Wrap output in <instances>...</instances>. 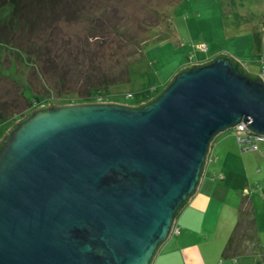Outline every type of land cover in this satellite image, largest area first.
I'll return each instance as SVG.
<instances>
[{
	"label": "water",
	"instance_id": "water-1",
	"mask_svg": "<svg viewBox=\"0 0 264 264\" xmlns=\"http://www.w3.org/2000/svg\"><path fill=\"white\" fill-rule=\"evenodd\" d=\"M261 45L264 58V29ZM245 70L219 54L146 102H49L15 122L0 140V264H151L215 136H264V72Z\"/></svg>",
	"mask_w": 264,
	"mask_h": 264
},
{
	"label": "rangeland",
	"instance_id": "rangeland-1",
	"mask_svg": "<svg viewBox=\"0 0 264 264\" xmlns=\"http://www.w3.org/2000/svg\"><path fill=\"white\" fill-rule=\"evenodd\" d=\"M7 1L0 0V112L8 113L0 140L29 112L24 96L37 95L40 105L80 103L110 81L108 101L135 105L137 92L154 96L181 66L221 50L253 75L264 64L247 46L252 35L260 45L264 0H18L16 11ZM129 63V80L120 83ZM8 98L19 107H3Z\"/></svg>",
	"mask_w": 264,
	"mask_h": 264
},
{
	"label": "crops",
	"instance_id": "crops-1",
	"mask_svg": "<svg viewBox=\"0 0 264 264\" xmlns=\"http://www.w3.org/2000/svg\"><path fill=\"white\" fill-rule=\"evenodd\" d=\"M249 39L247 46L262 55L261 42ZM222 51L216 55L234 58ZM175 229L151 264H264V141L250 151L232 135H216L196 191L175 216Z\"/></svg>",
	"mask_w": 264,
	"mask_h": 264
},
{
	"label": "trees",
	"instance_id": "trees-1",
	"mask_svg": "<svg viewBox=\"0 0 264 264\" xmlns=\"http://www.w3.org/2000/svg\"><path fill=\"white\" fill-rule=\"evenodd\" d=\"M55 1H57V0H55ZM7 2H10L11 3V5H12V8L13 9H15L14 7H15V5H17L19 2H18V0H11V1H7ZM3 5H4V3H3ZM17 9V8H16ZM16 9H15V11H16ZM14 11V10H13ZM15 11H14V13H15ZM36 20H34V21H32V22H30V28L33 30L34 28H36V25H38L40 22H38L37 23V21L35 22ZM33 22H35V23H33ZM37 23V24H36ZM44 28V27H43ZM99 35H93V36H91V37H94L96 40H98L99 42H100V40H99V37H98ZM254 35H252L251 36V39L253 40V37ZM8 42V41H7ZM40 53V52H39ZM51 61L53 62V59H54V54L53 55H51ZM262 57V56H261ZM232 62H235V60H231ZM131 62H133V61H131ZM130 62V63H131ZM130 63L129 64H127V67H126V70H125V73H124V77H119V81H120V83L121 82H126V81H128L129 80V71H128V67H129V65H130ZM44 68V69H43ZM240 69H242V66H240ZM40 70H42L43 72H45V71H49V70H45V66L44 67H42V69H40ZM243 70V69H242ZM246 71V70H245ZM122 76V75H121ZM13 79V78H12ZM14 81H16L15 79H14ZM100 86L99 87H95L94 89H92V90H90V92L89 93H87L86 94V96H84L83 97V99L80 101V102H86V103H89V102H99V101H108L107 99H108V97H109V87L112 85V83L110 82V81H105L104 83H101V84H99ZM23 96V95H22ZM133 96V94H131V96L130 97H132ZM155 96V95H154ZM154 96H152V91L150 90V88L148 89V88H146V89H144V90H141V91H139V92H137L136 94H135V101H134V104H140V103H142V102H146V101H148L149 99H151V98H153ZM25 97V99H26V103L24 104V107L25 108H28L29 110V112L26 114V116L31 112V111H33L36 107H39V106H41L40 104H41V102H40V100H39V97L37 96V95H35V96H33L32 98H29V99H27L26 98V96H24ZM3 107H9V106H17V107H19V105H18V103H17V101H15V98L14 99H11L10 100V98H8V100H5L2 104H1ZM13 114V113H12ZM8 115V113L6 112L5 113V111H4V113H1L0 112V118H3L4 116L6 117ZM25 116V117H26ZM25 117H23V118H25ZM22 118V119H23ZM4 119V118H3ZM1 121H3V120H1ZM0 123H2V122H0Z\"/></svg>",
	"mask_w": 264,
	"mask_h": 264
},
{
	"label": "built area",
	"instance_id": "built-area-1",
	"mask_svg": "<svg viewBox=\"0 0 264 264\" xmlns=\"http://www.w3.org/2000/svg\"><path fill=\"white\" fill-rule=\"evenodd\" d=\"M261 60L264 63L263 57L261 58ZM263 72L264 64L259 74H263ZM127 96L130 97L131 93H128ZM245 125L246 124L244 123H240L229 130L235 136L236 141L243 150L256 151L259 147V143L264 141V136L254 134Z\"/></svg>",
	"mask_w": 264,
	"mask_h": 264
}]
</instances>
